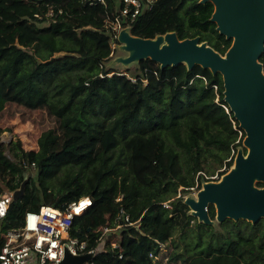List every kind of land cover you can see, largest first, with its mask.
Instances as JSON below:
<instances>
[{
	"label": "trees",
	"instance_id": "1",
	"mask_svg": "<svg viewBox=\"0 0 264 264\" xmlns=\"http://www.w3.org/2000/svg\"><path fill=\"white\" fill-rule=\"evenodd\" d=\"M114 4L0 0V118L8 109L41 111L54 123L42 129L36 149L0 139V192L27 178L0 221V235L41 204L63 209L88 196L71 237L90 249L99 245L103 226L120 224L105 236L94 264H162L163 258L165 264H264V219L205 224L183 202L207 176L229 169L244 136L223 99L220 73L184 63L160 68L149 58L126 71L102 67L111 53L103 19ZM212 11L211 2L158 0L129 31L143 38L170 31L179 39L198 36L224 54L231 40L210 21ZM259 61L264 71V50ZM119 207L128 220L118 216ZM208 213L214 220L211 204Z\"/></svg>",
	"mask_w": 264,
	"mask_h": 264
},
{
	"label": "water",
	"instance_id": "2",
	"mask_svg": "<svg viewBox=\"0 0 264 264\" xmlns=\"http://www.w3.org/2000/svg\"><path fill=\"white\" fill-rule=\"evenodd\" d=\"M211 2L210 21L216 30L231 40L230 46L219 53L198 36L179 39L174 31L158 34L154 38L132 35L130 27L118 33L119 47L126 55L119 58L123 66L149 58L160 68L184 63L188 69L194 65L220 73L223 99L239 127L244 132V153L237 149L233 166L218 181H204L195 196L183 202L198 222L212 225L208 206L215 209L214 220L244 219L255 224L264 219V71L259 61L264 50V0H198ZM25 177L12 191V200L24 193ZM256 182V184H255ZM91 253L72 255L65 253L60 264H85Z\"/></svg>",
	"mask_w": 264,
	"mask_h": 264
},
{
	"label": "built area",
	"instance_id": "3",
	"mask_svg": "<svg viewBox=\"0 0 264 264\" xmlns=\"http://www.w3.org/2000/svg\"><path fill=\"white\" fill-rule=\"evenodd\" d=\"M89 5H107V0H81ZM114 8L107 12L103 19V27L110 35V47L113 54L118 42V33L143 11L150 9L158 0H114ZM60 11V10H59ZM55 12L49 9L46 16L53 18ZM120 74L119 72H117ZM120 197L116 198L119 201ZM12 201V191L0 192V221L5 217ZM84 202V203H82ZM169 207L167 201L163 202ZM90 205L88 196L80 197L69 202L63 209L41 204L37 210L25 212L23 224L18 228L8 229L0 235V264H60L66 252L72 255L91 253L92 257L85 264H94L93 257L99 250L107 234L115 232L120 227L103 226L98 238L99 245L88 249L86 240L71 237L69 230L75 216L82 214ZM118 216L125 220L129 214L122 208L118 209ZM111 247H117L111 242Z\"/></svg>",
	"mask_w": 264,
	"mask_h": 264
},
{
	"label": "rangeland",
	"instance_id": "4",
	"mask_svg": "<svg viewBox=\"0 0 264 264\" xmlns=\"http://www.w3.org/2000/svg\"><path fill=\"white\" fill-rule=\"evenodd\" d=\"M125 55H126V52L119 47V44H117L115 50L113 51V54L107 60H103L101 62V66L104 68H111V69H115L118 71H120V70L126 71L127 69L132 67V65H134V63L130 64L128 67L123 66L121 64V62L119 61V58L123 57ZM113 73L114 72H111L107 75H111ZM99 76H101V74H99ZM0 125L3 129V131L0 134V139L6 145L10 141H14L16 139H19L21 142V146L23 148H25V149H36V140H37L38 135L42 131V129L51 127L54 125V123L51 119L47 118L41 111H36V112H31L29 114H26V113L24 114V113H20V112H15L12 109H8V111H5V113L1 116ZM243 138H244V136H243ZM243 138H242V140H243ZM237 149H241L244 153L247 150V148L243 146L242 141H241V145ZM5 154L8 157H11L8 149L5 150ZM233 162H234V158H233ZM232 166H233V163L229 167V169ZM218 170H216L213 175L207 176L209 178V181H218L221 178V176L223 174L222 175L218 174ZM255 184H256V182H255ZM197 190L198 189L196 188V186L192 187L190 189V191H188L184 195V198L187 196H195ZM177 196H179V194ZM212 225H216L215 220L212 221ZM164 253L166 254L167 250H166V252L164 251ZM165 263H166V259L163 258L162 264H165Z\"/></svg>",
	"mask_w": 264,
	"mask_h": 264
},
{
	"label": "flooded vegetation",
	"instance_id": "5",
	"mask_svg": "<svg viewBox=\"0 0 264 264\" xmlns=\"http://www.w3.org/2000/svg\"><path fill=\"white\" fill-rule=\"evenodd\" d=\"M259 187H264V186H259Z\"/></svg>",
	"mask_w": 264,
	"mask_h": 264
},
{
	"label": "bare ground",
	"instance_id": "6",
	"mask_svg": "<svg viewBox=\"0 0 264 264\" xmlns=\"http://www.w3.org/2000/svg\"><path fill=\"white\" fill-rule=\"evenodd\" d=\"M82 203H84V202H82Z\"/></svg>",
	"mask_w": 264,
	"mask_h": 264
}]
</instances>
